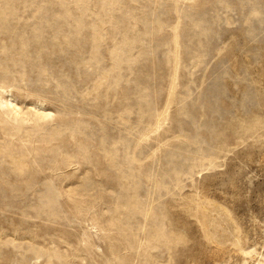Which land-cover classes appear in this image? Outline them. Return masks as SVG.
Wrapping results in <instances>:
<instances>
[{
  "label": "rangeland",
  "instance_id": "obj_1",
  "mask_svg": "<svg viewBox=\"0 0 264 264\" xmlns=\"http://www.w3.org/2000/svg\"><path fill=\"white\" fill-rule=\"evenodd\" d=\"M0 264H264V0H0Z\"/></svg>",
  "mask_w": 264,
  "mask_h": 264
},
{
  "label": "bare ground",
  "instance_id": "obj_2",
  "mask_svg": "<svg viewBox=\"0 0 264 264\" xmlns=\"http://www.w3.org/2000/svg\"><path fill=\"white\" fill-rule=\"evenodd\" d=\"M11 103V102H10ZM11 105H14V103L13 104H11ZM19 108V107H18ZM15 109V108H14ZM14 109H13V111H14ZM17 111H18V109H17ZM16 112V111H15ZM16 113H19V112H16Z\"/></svg>",
  "mask_w": 264,
  "mask_h": 264
}]
</instances>
